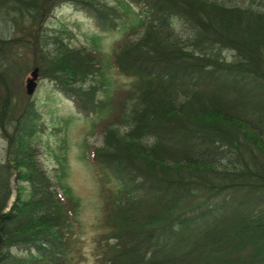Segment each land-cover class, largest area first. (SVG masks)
<instances>
[{
  "label": "trees",
  "instance_id": "16d2710c",
  "mask_svg": "<svg viewBox=\"0 0 264 264\" xmlns=\"http://www.w3.org/2000/svg\"><path fill=\"white\" fill-rule=\"evenodd\" d=\"M122 1L149 17L113 49L116 72L134 80L119 101L133 102L120 107L123 131L103 129L104 145L87 151L102 191L94 264H264V0ZM64 5L100 28L126 13L98 0H0V264H70L75 251L79 202L39 164L34 101L8 94L38 68L79 112L108 109L86 85L102 75L100 52L44 29ZM12 180L28 198L18 186L8 207Z\"/></svg>",
  "mask_w": 264,
  "mask_h": 264
},
{
  "label": "rangeland",
  "instance_id": "374dc122",
  "mask_svg": "<svg viewBox=\"0 0 264 264\" xmlns=\"http://www.w3.org/2000/svg\"><path fill=\"white\" fill-rule=\"evenodd\" d=\"M98 1L118 10H125L126 13L119 16L121 19L112 26L100 28L84 12L64 5L53 11L44 29L50 37L58 35L70 47H87L100 52L103 58L102 75L95 77L86 85L96 83L99 90L95 98L108 102L109 105L105 112L100 114L79 112L74 103L54 89L47 79H38L34 94L28 98L25 94V81L29 77V72L14 77L8 84V94L18 101L20 106L27 98L34 101L39 115L38 124L41 126L33 139V144L41 168L59 191L60 184H63L79 202L77 222L73 226L75 242L72 249L75 251L70 254V264L95 263V240L102 232L99 227L102 218V191L98 176L87 160V151L104 145L103 129H114L112 126L114 124L122 133V126L125 124L119 121L122 105L119 101L124 98L122 92L128 89L129 83L134 82L133 79H127L116 72L112 65L113 49L119 41L139 39L144 33L142 22H146L149 17L147 9L140 4L128 5L122 0ZM173 24L177 32L182 29L181 23L177 20H173ZM223 56L227 61H231L230 53L223 52ZM4 94L5 91L0 86V97ZM132 103L128 100L122 105L126 113ZM5 150L6 141L0 133V164L6 160ZM10 183L12 195L8 207L16 198L18 186L21 188L23 199L28 198L26 183H16L14 180ZM11 251L17 257H27L25 250Z\"/></svg>",
  "mask_w": 264,
  "mask_h": 264
},
{
  "label": "water",
  "instance_id": "95a60500",
  "mask_svg": "<svg viewBox=\"0 0 264 264\" xmlns=\"http://www.w3.org/2000/svg\"><path fill=\"white\" fill-rule=\"evenodd\" d=\"M38 76V68H34L29 72V77L25 81V93L28 97H31L35 92Z\"/></svg>",
  "mask_w": 264,
  "mask_h": 264
}]
</instances>
